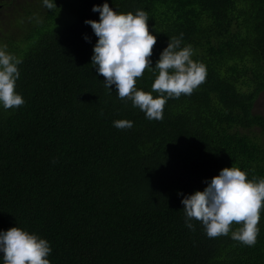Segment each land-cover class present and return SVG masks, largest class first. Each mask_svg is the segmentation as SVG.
I'll list each match as a JSON object with an SVG mask.
<instances>
[{
	"label": "trees",
	"instance_id": "trees-1",
	"mask_svg": "<svg viewBox=\"0 0 264 264\" xmlns=\"http://www.w3.org/2000/svg\"><path fill=\"white\" fill-rule=\"evenodd\" d=\"M18 2L0 8V44L22 58L25 100L0 106V230L47 239L51 264H264V206L249 247L231 231L210 238L198 220L188 228L178 195L233 165L264 177V0H108L147 11L153 67L181 33L206 66L191 95L167 100L163 120L109 91L91 64L98 37L85 20H99L92 8L105 0ZM154 79L146 69L136 87L156 98ZM120 119L133 127H115Z\"/></svg>",
	"mask_w": 264,
	"mask_h": 264
},
{
	"label": "clouds",
	"instance_id": "clouds-1",
	"mask_svg": "<svg viewBox=\"0 0 264 264\" xmlns=\"http://www.w3.org/2000/svg\"><path fill=\"white\" fill-rule=\"evenodd\" d=\"M51 10L57 7L56 0H42ZM98 12L99 20L86 19L98 37L91 58L98 74L105 77L104 85L123 100H131L134 107L145 113L149 120H163L164 106L168 99L179 98L182 94L191 95L206 78V66L194 60L190 45L181 46L183 33L172 36L169 43L153 61V47L157 36L149 31L148 13L144 9L120 13L113 9L108 0L92 8ZM91 42V38L85 35ZM22 58L0 44V106L4 109L18 108L25 103L23 96L16 91L20 77L19 65ZM155 76L151 87L159 95L154 98L151 92L136 87V78L145 70ZM117 128H131L133 121L120 119L113 122ZM202 191L183 196L185 223L194 230L193 220L202 223L210 238L229 235L242 244L252 247L257 243L261 209L264 206V177L247 178V172L235 167H224L219 174L206 179ZM233 222L240 225L231 229ZM52 252L50 242L37 234L18 226L0 230V257L2 264H51L47 258Z\"/></svg>",
	"mask_w": 264,
	"mask_h": 264
},
{
	"label": "rangeland",
	"instance_id": "rangeland-1",
	"mask_svg": "<svg viewBox=\"0 0 264 264\" xmlns=\"http://www.w3.org/2000/svg\"><path fill=\"white\" fill-rule=\"evenodd\" d=\"M20 1H23V0H20ZM29 0H24V2H28ZM5 20L7 22L10 21V18L7 17L5 18ZM255 112L257 114H261V115H264V92L259 96L258 100H257V103H256V106H255Z\"/></svg>",
	"mask_w": 264,
	"mask_h": 264
},
{
	"label": "flooded vegetation",
	"instance_id": "flooded-vegetation-1",
	"mask_svg": "<svg viewBox=\"0 0 264 264\" xmlns=\"http://www.w3.org/2000/svg\"><path fill=\"white\" fill-rule=\"evenodd\" d=\"M19 3L18 0H0V8L5 5L6 8H10V10H12L13 6L15 4ZM9 13L8 12H4L2 13V18L8 16Z\"/></svg>",
	"mask_w": 264,
	"mask_h": 264
}]
</instances>
